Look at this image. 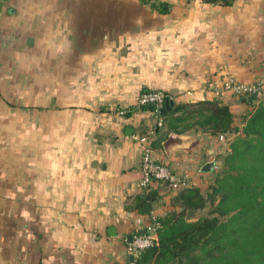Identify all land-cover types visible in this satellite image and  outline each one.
Segmentation results:
<instances>
[{"label":"crops","instance_id":"obj_1","mask_svg":"<svg viewBox=\"0 0 264 264\" xmlns=\"http://www.w3.org/2000/svg\"><path fill=\"white\" fill-rule=\"evenodd\" d=\"M65 24L72 50L58 56ZM227 81L264 84V0H0V264H134L137 197L158 187L143 202L163 217L180 190L139 186L136 135L154 130V157L201 190L232 138L171 129L166 114L157 127L138 95L159 89L172 108L216 99L241 126L251 107Z\"/></svg>","mask_w":264,"mask_h":264},{"label":"trees","instance_id":"obj_2","mask_svg":"<svg viewBox=\"0 0 264 264\" xmlns=\"http://www.w3.org/2000/svg\"><path fill=\"white\" fill-rule=\"evenodd\" d=\"M207 1L223 6L234 2ZM153 6L160 13L169 10L164 3ZM239 98L251 107L241 126L235 124L229 107L216 99L177 104L166 113L171 129L230 132L232 138L229 150L218 156L212 182L205 190L180 188L171 199L175 209L159 217L157 244L142 251L134 264H264V100L257 102L253 94ZM138 108L152 111L154 107ZM190 119L193 122L186 124ZM157 188L138 196L135 208L141 210L144 200L157 196ZM190 209L204 214L186 220Z\"/></svg>","mask_w":264,"mask_h":264},{"label":"built area","instance_id":"obj_3","mask_svg":"<svg viewBox=\"0 0 264 264\" xmlns=\"http://www.w3.org/2000/svg\"><path fill=\"white\" fill-rule=\"evenodd\" d=\"M225 89L237 95L253 94L258 100L264 97V84L260 83L244 85L227 81ZM165 100V95L161 90L150 89L138 95L136 105L137 107L153 105L152 113L157 117L156 126L160 127L164 123L160 109L163 108ZM118 113L124 115L125 111L120 109ZM136 140L141 144V179L139 182L141 188L147 189L150 185L156 184L161 187L166 186L169 189H180L188 185L184 176L176 174L167 164L154 157V130L144 135H136ZM160 227L159 216L154 212L150 211L136 219L135 232L131 236L132 239L128 247L133 258L138 257L145 249L157 244V234Z\"/></svg>","mask_w":264,"mask_h":264},{"label":"clouds","instance_id":"obj_4","mask_svg":"<svg viewBox=\"0 0 264 264\" xmlns=\"http://www.w3.org/2000/svg\"><path fill=\"white\" fill-rule=\"evenodd\" d=\"M67 32L69 35L71 34V31L68 29L67 24H65L61 29H60V35L62 36V39H60L56 45H55V53L56 55H64V54H71L72 46H71V41L67 39V36L64 35V33ZM19 58V57H18ZM33 64L39 68V62L38 61H33ZM22 67H25L26 69L30 70V66L28 65H21ZM6 117L0 116V120L5 119ZM34 127V126H33ZM21 146L22 147H27L29 144L35 141V137L32 136L31 131H26L23 133V135L19 136ZM2 142V141H0ZM22 191V189H20ZM24 215L27 217L28 214L24 213Z\"/></svg>","mask_w":264,"mask_h":264},{"label":"water","instance_id":"obj_5","mask_svg":"<svg viewBox=\"0 0 264 264\" xmlns=\"http://www.w3.org/2000/svg\"><path fill=\"white\" fill-rule=\"evenodd\" d=\"M29 43H30V40H29ZM172 106H173L172 99H166L163 108L160 109V114L161 115H165L167 112H169L172 109ZM128 129L130 130L131 128L128 127L127 130ZM214 164L215 163L213 161L212 162H207L202 167V171H204V172L212 171V169L214 168ZM162 188L167 189L166 186H162ZM141 210H142V212L144 214H148L151 211L150 203L148 201L143 202L142 207H141ZM196 214H197V211L194 210V209L187 210L186 215H185V219L186 220H192V219H194L196 217ZM108 231H109V233L111 235H114L115 234V232H114L115 229H114L113 226L109 227L108 228ZM131 239H132V237L131 236H128V241L129 242H131ZM129 260L131 262L133 261V256L132 255L129 256Z\"/></svg>","mask_w":264,"mask_h":264},{"label":"rangeland","instance_id":"obj_6","mask_svg":"<svg viewBox=\"0 0 264 264\" xmlns=\"http://www.w3.org/2000/svg\"><path fill=\"white\" fill-rule=\"evenodd\" d=\"M42 80H43V78H42ZM28 100V99H27ZM26 100V103L25 104H28L27 101ZM260 101H263L264 100V97L263 98H261V99H259ZM259 100H257V102L259 101ZM31 102V101H30ZM33 115V111H32V108L31 107H28V106H25V110H24V116H26V117H31ZM25 127H28V125H26ZM31 127V126H30ZM223 134H225V133H223ZM225 135H227V134H225ZM2 143H3V145H5L6 144V142H0V150H1V145H2ZM16 143L17 142H15V141H10V142H8V145H9V152L10 153H15L16 152ZM202 214H204V211H201V212H197V214H196V216H200V215H202Z\"/></svg>","mask_w":264,"mask_h":264}]
</instances>
